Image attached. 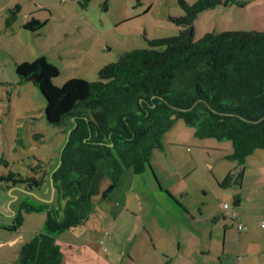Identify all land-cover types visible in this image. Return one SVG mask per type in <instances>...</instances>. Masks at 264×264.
Returning a JSON list of instances; mask_svg holds the SVG:
<instances>
[{
	"label": "rangeland",
	"instance_id": "obj_1",
	"mask_svg": "<svg viewBox=\"0 0 264 264\" xmlns=\"http://www.w3.org/2000/svg\"><path fill=\"white\" fill-rule=\"evenodd\" d=\"M9 1L0 0V264H20L23 245L36 237L47 217L46 210L27 211L22 205L54 201L55 191L53 195L52 183L47 182L60 164L73 119L62 126L48 123L44 95L34 80L23 81L17 63L45 56L60 70L52 80L57 86L70 78L95 81L99 69L122 53L149 47L147 39L177 35L180 27L171 17L184 14L183 5L196 0H142L149 10L134 9L138 0H91L88 7L80 0L65 5L36 0L55 14L66 9L69 16L41 27L36 35L23 32L20 22L17 32L7 26L4 7ZM133 11L136 16L118 24L121 16ZM41 12L49 17V10ZM194 28L195 40L212 31H264V0L208 9L199 14ZM65 33L66 41L58 43ZM233 151L232 140L199 136L183 118L175 120L153 150V170L147 171L151 226L136 221L131 210L135 206L122 207L116 214L102 201L112 184L106 176L101 192L93 196L88 221L58 235L63 264H264V147L249 153L244 162L231 158ZM11 173L49 180L42 188L30 189L4 179ZM239 197L245 202L240 211L248 228L242 233L231 230L224 208L225 203L233 207ZM15 224L16 231L8 229ZM167 230L182 239V258L173 255L177 245L167 238Z\"/></svg>",
	"mask_w": 264,
	"mask_h": 264
},
{
	"label": "trees",
	"instance_id": "obj_2",
	"mask_svg": "<svg viewBox=\"0 0 264 264\" xmlns=\"http://www.w3.org/2000/svg\"><path fill=\"white\" fill-rule=\"evenodd\" d=\"M230 3L244 1L183 5L184 14L171 17L180 27L177 35L147 39L149 47L122 53L99 69L95 81L70 78L57 86L52 80L60 70L45 56L17 63L23 81L33 73L40 75L36 85L46 99L48 123L62 126L73 119L60 164L52 173L54 201L22 205L27 211L46 210L47 217L42 230L23 245L20 264H63L58 235L88 221L103 178L110 177L112 183L105 199L126 169L132 167L137 174L153 170V150L179 118L195 126L199 136L232 140L231 158L240 162L264 147V31H212L194 39L199 14ZM44 25L32 20L26 27L37 30ZM243 171L244 166L240 179ZM16 176L4 179L30 189L42 188L49 180L44 175ZM22 217L19 214L18 223ZM18 228L15 224L8 229Z\"/></svg>",
	"mask_w": 264,
	"mask_h": 264
},
{
	"label": "crops",
	"instance_id": "obj_3",
	"mask_svg": "<svg viewBox=\"0 0 264 264\" xmlns=\"http://www.w3.org/2000/svg\"><path fill=\"white\" fill-rule=\"evenodd\" d=\"M68 1L69 0H59L58 4L62 3L63 5H65ZM243 1H245V0H243ZM86 2H87L86 6L88 7L91 0H80L78 3H81L84 5ZM137 2H138V4L134 5V9H136V7H141L143 9L145 8V3L142 0H138ZM67 4H69V3H67ZM4 8H5V10L2 7V9L7 14V16H5L4 18L7 19V26L8 27H11L15 32H17L16 25L20 22L19 26L23 32H25V31H27V33L32 32L34 35H36L38 32H41V30L43 28L47 29V27H49L53 21H56L57 18H65V19L69 18V16L67 15L68 12L66 11V9L65 10L64 9L57 10L58 13L55 14L52 10L47 8L43 3H41L40 1H36V0H30V1L29 0L28 1H26V0H11V2L9 1L8 5L5 6ZM149 9L145 8L144 10H149ZM42 10H44V11L49 10V17H47V18L42 17V15H43L42 14L43 12H41ZM140 11H141V9H140ZM132 13L135 15H131ZM132 13H130L129 15L125 14V15L121 16L118 19L119 20L118 24H122V23L130 20L134 16H136L135 11H133ZM32 20H38L41 22H45V25L42 26L43 27L42 29L40 28L37 30H33V29L26 27V24ZM67 34L68 33H65V37H62L60 40H58V43H60L61 41L65 42L66 39L68 38ZM240 169H241V167H239V170ZM239 170L235 169L234 172H236V171L238 172ZM151 186H152L151 185V179H150V176H148L147 172L142 173V174H137L135 172V170L131 167V168H128L124 171V173L122 174V176H121L117 186L115 187V189L113 191H111L105 199H102V198L101 199H102V201L106 200L107 203H110L112 205V207H111L112 211L115 212L116 214L120 213L121 210H123L122 207L129 206V208H130V204L135 206V208H131V210L135 213L136 221L138 219L143 220V223L147 224L146 228H149V226H151L149 223V220L151 219V217H150L151 213H148L150 211L149 210V203H150L149 202V200H150L149 190H151ZM107 203H105V204L107 205ZM105 204L103 203L102 205L105 206ZM244 204H245V202L243 201L242 197H239L236 199V204L233 206V208H235L236 210L239 211V213H240L239 221L245 225L247 223L245 215H243V213L240 211L242 209L241 207ZM153 218L154 217H152V220H153ZM166 218H168V217H166ZM193 218H195L194 215H193ZM181 219L183 220V218H181ZM232 220L233 219H231V222L233 223L232 224L233 228L231 227V230L237 231L236 230V221L235 220L232 221ZM156 221H157L156 224H159L158 219ZM162 222H164V220ZM145 224L141 223L139 225L144 227ZM158 226L162 227V225H160V224ZM228 226H230V225L228 224ZM246 226H247V224H246ZM165 231H166V229H165ZM166 233H167V235H166L167 238L171 239V241L175 242L177 245L173 251V255L175 254L179 258H182L185 255L183 252V249L181 248L182 247V239L179 236L174 235L173 233H170L168 230ZM240 233H242V232H240ZM263 235H264V233H263ZM58 242L61 244V240L59 237H58ZM240 242L242 244L244 241H240ZM61 247H62V244H61ZM238 247H240V244ZM166 249L169 250V245ZM69 255L74 257L72 253H69Z\"/></svg>",
	"mask_w": 264,
	"mask_h": 264
},
{
	"label": "built area",
	"instance_id": "obj_4",
	"mask_svg": "<svg viewBox=\"0 0 264 264\" xmlns=\"http://www.w3.org/2000/svg\"><path fill=\"white\" fill-rule=\"evenodd\" d=\"M76 1H78V0H76ZM224 208L226 210L227 216L236 221V230L238 232H242V231L247 230V226L239 221V211L238 210L231 207L229 203H225ZM263 226H264V223H263Z\"/></svg>",
	"mask_w": 264,
	"mask_h": 264
},
{
	"label": "water",
	"instance_id": "obj_5",
	"mask_svg": "<svg viewBox=\"0 0 264 264\" xmlns=\"http://www.w3.org/2000/svg\"><path fill=\"white\" fill-rule=\"evenodd\" d=\"M26 80H34L35 82H40L41 78H40V75L38 73H33L30 76H28L26 78ZM52 188H53V195H54L55 187H54V183H53V178H52Z\"/></svg>",
	"mask_w": 264,
	"mask_h": 264
}]
</instances>
